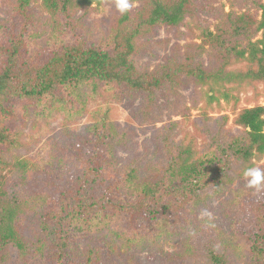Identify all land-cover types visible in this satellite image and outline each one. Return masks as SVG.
<instances>
[{"label": "trees", "instance_id": "1", "mask_svg": "<svg viewBox=\"0 0 264 264\" xmlns=\"http://www.w3.org/2000/svg\"><path fill=\"white\" fill-rule=\"evenodd\" d=\"M228 1L229 10L222 6L217 12L197 0H132L130 11L115 16L100 45L87 46L80 37L73 44L56 40L51 55L37 63L24 59L20 36H12L9 46L0 45V146L7 149L21 144L18 133L6 126L16 117L13 100L71 111L69 105L81 106L87 91L123 89L143 97L142 111L147 115L160 91L175 95L191 83L206 88L207 94L200 146L189 131L176 139L178 121L171 120L154 133L162 153L154 163L142 164L132 157L117 164L114 150L127 137L114 125L108 107L89 112L88 133L76 147L81 170L72 179L66 180L52 165L35 170L28 158L6 160L0 152V264H29L30 254L42 264H140L132 249L157 247L169 237L179 238L182 249L162 264L172 260L231 264L229 254L235 251L221 229L209 218L192 216L197 206L231 183L232 168L244 171L264 158V105L238 111L233 123L241 130L236 134L225 130L226 115L204 123L210 120L212 102L237 101L246 88L257 93L258 84L264 92V0ZM236 1L240 10L234 9ZM34 2L47 13L53 31L61 33L80 27L78 12L115 4V0H15L13 9L24 22L31 21L27 10ZM199 9L215 13L212 28L198 19ZM186 18L189 24L184 23ZM181 24L192 34L183 52H174L152 70L139 69L134 55L142 48V39L157 26ZM202 54L208 56L207 65L199 61ZM34 186L37 190L29 196ZM253 221L248 256L241 254L240 264H264V197L253 208ZM81 242H86L83 248Z\"/></svg>", "mask_w": 264, "mask_h": 264}, {"label": "rangeland", "instance_id": "2", "mask_svg": "<svg viewBox=\"0 0 264 264\" xmlns=\"http://www.w3.org/2000/svg\"><path fill=\"white\" fill-rule=\"evenodd\" d=\"M198 3H206L220 11L223 6L229 10L228 0H197ZM15 0H0V45L9 46L12 36H20L24 45L20 51L24 59L32 62L47 59L55 46V41H64L71 44L78 40H84L85 45H100L109 34L110 26L119 13L115 4L101 3L94 5L87 13L80 16L79 28L74 32H55L39 2L30 3L27 15L30 22H24L23 17L16 13ZM241 5L236 1L235 10H240ZM197 17L205 25L212 28L215 13L209 10H197ZM14 19L10 25L9 20ZM189 18L185 24H189ZM185 24L176 27L161 25L157 26L153 34L142 39V48L134 55L136 66L139 69L152 70L163 63L168 57L177 52H183V46L192 41L191 33ZM22 25H26L21 29ZM199 42L198 39H195ZM204 65H207L208 56L202 54L199 57ZM258 92L254 93L251 88L240 92L237 101L226 103L223 99L212 102L208 110L210 120L204 123L210 125L215 118L227 116L225 130L228 134H236L241 129L233 123L238 111L255 104L264 105V92L262 85L258 84ZM87 97L81 106L75 102L71 111L54 106L48 108L40 106L36 102L28 100H13L16 117L6 121V126L18 133L21 144L10 149L0 146V152L6 160L12 157H26L32 161L34 169L40 170L43 165H48L54 170L62 171L66 180L72 179L80 173L81 163L76 159V147L80 146L81 140L87 135L91 124L89 112L96 108H109V115L116 128L126 133L127 142L114 150V157L118 165H124L132 157H138L142 164L154 163L162 157L160 146L155 142L154 133L163 124L173 120L178 121L175 132L176 139L189 131L197 138L198 146L203 142L201 131L204 102L207 100L206 88L188 83L177 90L175 95L164 91L157 93L155 106L151 113L145 115L142 111L143 97L140 94L129 93L121 90L116 92L101 89L98 93H86ZM78 106L77 110L74 107ZM212 118V119H211ZM253 166L264 168V158L256 160ZM232 181L223 191L211 198L205 205L197 206L193 210V219H211L220 229L232 249L235 251L231 256V264H240L241 254L247 257V246L250 244L248 236L253 231V208L263 199L264 191H256L248 188L247 180L243 177V171L234 167L230 171ZM14 177V175L12 176ZM36 186L31 187L28 195L36 192ZM41 190H48L40 186ZM250 193L247 194L248 191ZM51 195V193H50ZM240 195V196H238ZM33 213L30 214V217ZM203 242H201L202 244ZM200 244V242H199ZM200 244V245H201ZM86 242L79 243L83 248ZM200 245L197 247L200 248ZM182 243L179 238L169 237L162 239L157 247L142 246L131 250L133 256L140 264H162L171 254L181 251ZM201 249V248H200ZM173 261V262H172ZM169 264H197L191 260L177 263L172 260ZM29 264H42V260L30 254ZM52 264V263H46ZM118 264H125L119 261Z\"/></svg>", "mask_w": 264, "mask_h": 264}, {"label": "clouds", "instance_id": "3", "mask_svg": "<svg viewBox=\"0 0 264 264\" xmlns=\"http://www.w3.org/2000/svg\"><path fill=\"white\" fill-rule=\"evenodd\" d=\"M115 6L121 14H125L133 6L132 0H115ZM243 177L247 180V187L256 191L264 190V168L252 166L243 171Z\"/></svg>", "mask_w": 264, "mask_h": 264}]
</instances>
